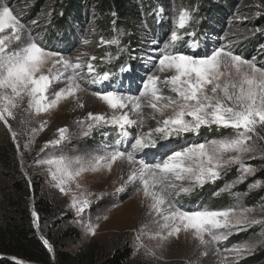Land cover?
Masks as SVG:
<instances>
[{
    "label": "snow or ice",
    "instance_id": "snow-or-ice-1",
    "mask_svg": "<svg viewBox=\"0 0 264 264\" xmlns=\"http://www.w3.org/2000/svg\"><path fill=\"white\" fill-rule=\"evenodd\" d=\"M164 11L163 7L156 10L158 19L163 17ZM196 11L184 4L171 6V27L163 38L162 47L159 46L160 39L153 38L150 42L157 47L150 49L155 55H147L146 65L150 67L141 78L142 88L137 89L138 94H128L116 85L115 73L97 69L93 63L98 59L95 55L79 52L72 57L50 50L32 35L10 6L0 3V122L9 128L13 140H17L19 135L26 134L13 130L9 123L17 120L18 109L19 124H31L33 116L48 114L69 99L83 108L79 95L86 90L83 85L104 84L103 89L92 95L109 111L89 112L76 123L85 137L96 129L111 126L119 137L112 150L88 157L61 152L38 159L36 164L47 166L54 186L61 193L71 195L70 207L75 209L77 216H82L94 199L99 198L79 180L87 173L111 172L118 161L126 164V177L120 176L115 192L122 193L129 186L135 188L147 202L146 216L150 220V225L145 223L134 229L133 255L143 250L145 255L162 259L158 250L184 234L190 235L202 249V256H207L212 248L220 257V264H239L258 247L264 246V198L256 206L236 203L220 209L207 206L188 209L180 204V198L191 195L205 184L215 183L235 166L237 177L220 191L240 200L241 194L233 192L236 184L243 183L258 171L247 161L257 157L264 160V65L257 66L255 58L246 59L225 46L213 47L203 54L185 50V43L192 50L200 47L196 33L188 31L197 22ZM251 31L254 34L264 29ZM121 35L123 33L110 39L100 36L99 44L116 46L123 51ZM185 36L194 39L188 42ZM82 43L89 45L92 41L84 38ZM117 58L106 54L100 59L110 63ZM120 72L128 73L134 82V67L125 63ZM165 88L170 95L164 93ZM145 109L149 111L145 112ZM147 121L155 124L145 131ZM46 124L47 121H40L39 127L28 129L31 136L24 144L25 149L30 148L36 133L43 131ZM213 126L231 129V134L200 143L180 145L176 142L188 133H198L202 128ZM57 131V138L48 141L41 151L49 146L56 149L70 139L67 127ZM254 189H264V180H254L249 191ZM31 215L39 228L38 213L33 210ZM103 218L107 219V216ZM254 226L261 228L262 238L255 242H237L222 250L219 247L232 235ZM84 227L87 234L94 236L99 225L89 222ZM41 239L52 252L50 242ZM146 241L154 243L150 246ZM11 259L15 264H24L21 258Z\"/></svg>",
    "mask_w": 264,
    "mask_h": 264
},
{
    "label": "rangeland",
    "instance_id": "rangeland-1",
    "mask_svg": "<svg viewBox=\"0 0 264 264\" xmlns=\"http://www.w3.org/2000/svg\"><path fill=\"white\" fill-rule=\"evenodd\" d=\"M0 3H6L10 6L14 14L21 18L22 22L28 26L32 35L41 40L50 50L60 51L64 55L72 57H75L79 52H88L91 55H95L98 59L93 63L97 65V69L99 71L115 73L113 79L116 85L128 94H138L137 89L142 88L141 78L145 76L148 67H150V65H146L147 55H155V53L150 52V49L157 47V45H151L150 42L153 38L160 39L161 43L159 46L162 47L163 38H166V33L171 27V21L169 19L171 6L173 4H184L191 7L184 0H164L162 3L157 4V8L153 12V20L160 25L150 26V23L146 20L147 18L142 15L140 19L134 18L131 21L130 32L129 30H125V28H118L109 37L102 35L100 29H98L99 21L96 19L97 17L89 13L90 15L84 25L83 32L79 33V38L77 36L72 37L77 40L72 47H69L65 46L61 42V39L56 38L59 35V31L53 27V13L51 6H49V0H44L43 3H41V0H0ZM38 4L41 5L37 6ZM217 5L220 7L214 9L213 6L210 9V12L213 13L211 14L210 20L208 17L206 19V23L210 21L206 32L201 29L205 24L202 21L205 20L201 21L195 13L197 22L193 23L188 31H194L196 33L195 39L199 41L200 47L192 50L185 43L183 45L184 49L189 52L197 51L203 54L205 51H211L213 47H230L234 54L241 55L246 59L255 58L257 66L264 65V31H258L254 34L251 31L256 28L264 29V0H239L237 6L230 10L223 3ZM159 7H163L165 11L163 17L158 19L155 13ZM31 8H37V11L32 15L30 13ZM224 10L226 12H223ZM258 12L260 15H257ZM212 18L214 20L211 22ZM32 21H36V23L33 24ZM52 28L57 30L54 32V35L48 33ZM119 33H123L120 36V48L124 49L123 51H120L116 46L99 44L100 36L105 37V39H110ZM70 35H72L71 30ZM84 38L90 39L92 43L84 45L82 43ZM51 39L54 42L50 43L49 40ZM184 39L185 41L191 42L194 38L185 36ZM106 54L118 58L113 59L110 63H104L100 58L106 56ZM125 63L136 69V72L133 74L134 82L132 79H129L128 73L120 72L121 66ZM83 86L86 90L79 94L80 100L84 104L83 108L78 107L73 99H69L62 102L58 108L48 114H43L40 117L33 116L31 118L32 123L24 126L19 124L20 110L18 109L17 120H10L9 123L13 130L18 133L26 132V134L19 135L17 140H13L9 128L3 122H0V145L7 139L12 140L15 145V158L27 182L29 183V180H31V185L41 186L43 194L55 206L63 210L64 215H67L66 218L61 219L62 221H60L61 225L59 227L51 229L47 226L46 230L48 234L41 233L40 226L39 228L36 227L39 235L47 239L53 249L58 246L75 253L82 245L98 243L105 248V251H113L119 245H127L134 251V229L141 227L145 223L150 225V220L146 216L147 202L143 201L142 196L136 192L135 188L129 186L122 193L115 192V189L119 187L120 176L125 175L126 177V164L118 161L113 165L111 172L87 173L79 180L82 186L87 188L88 191L97 194L99 197L94 199L92 205L82 216H77L75 209L70 207L71 195L61 193L54 186V182L51 181L48 175L47 166H39L36 164V160L38 159L45 158L51 154H60L61 152L69 156L79 155L88 157L103 154L105 150H112L114 141L119 137L117 136L116 130L111 126L96 129L87 137L80 134V126L76 123L77 120L84 119L89 112L103 113L109 111L102 101L92 95V92L103 89L105 87L104 84L92 85L85 83ZM164 93L166 95L171 94L166 88L164 89ZM148 111V109H145V112ZM40 121H47L44 130L37 132L34 143L31 144L29 149H25L24 144L28 142L31 136L28 129L31 127H39ZM154 124V121H147L144 130L147 131L148 126H154ZM62 127L69 129L71 134L70 139L56 149L49 146L44 151H41L48 141L57 138V130ZM133 131L137 130L134 129ZM231 131V129H222L215 126L212 128H202L198 133H188L184 138H180L176 142L180 145L200 143L206 139L229 135ZM18 144L19 148L17 147ZM120 147L123 149L124 145L122 144ZM21 155H23V164L21 163ZM259 160L261 159L257 157L248 160L247 163L255 167L254 162ZM237 175V167L233 166L215 183L205 184L202 188L195 189L191 195L182 196L180 198V204L188 209L197 206L220 209L236 203H242L249 207L254 206L251 205V201L255 192L259 190L254 189L249 191V185L254 181V176L248 177L243 183L236 184L233 192L241 194L239 201L234 196L220 191L226 183L233 181ZM8 183V180L0 179V186L7 185ZM210 188H212V191H207ZM205 193L206 195L204 196ZM245 193L247 194L244 195ZM209 197H212L214 200H219L214 203H207L206 200ZM105 216H107V219L103 218ZM98 217L99 219H97ZM89 222L94 225H99L94 236L87 234L84 227ZM66 229H75L80 234V239H63V234ZM261 231L260 227L254 226L247 231L232 235L228 241L222 243L219 247L222 250L237 242H255L262 238L260 235ZM146 243H149L151 246L154 242L146 241ZM263 247H258L251 255H247L240 260L239 264L246 263L247 259ZM201 251L202 249L198 248L197 243L193 241L190 235L185 236L181 234L178 240L172 239L162 249L158 250V254H162L163 256L162 259L158 260L145 255L143 250L135 255L140 259L148 261L150 264H186L188 261H195L196 264H220V257L215 254L214 249L210 248L207 256H202L200 254Z\"/></svg>",
    "mask_w": 264,
    "mask_h": 264
},
{
    "label": "trees",
    "instance_id": "trees-1",
    "mask_svg": "<svg viewBox=\"0 0 264 264\" xmlns=\"http://www.w3.org/2000/svg\"><path fill=\"white\" fill-rule=\"evenodd\" d=\"M49 1L53 13V27L59 31L56 38L61 39L65 46L72 47L77 40L72 37L79 38V33L83 32L90 14L97 17L98 29L102 35L109 37L118 28H125L130 32L131 21L134 18L140 19L142 15L147 18L150 26H155L157 22L153 20L154 9L164 0ZM43 2L44 0H41V3ZM184 2L197 9L195 12L197 17L201 21L205 20L202 21L205 24L201 29L206 32L210 23V21L206 23V19L208 17L210 20L213 13L210 12L211 7L214 6L216 9L220 7L217 4L223 3L230 10L237 6L239 0H184ZM39 5L41 4L37 6ZM36 11L37 8H31V15ZM212 20L214 18L211 22ZM55 29L52 28L48 33L54 35L57 31ZM49 41L54 42L52 39ZM254 165L258 171L253 180H264V160L254 162ZM0 179L9 181L7 185L0 186V264H15L12 257L21 258L24 264H150L133 255V250L127 245H119L113 251H105L102 245L91 243L82 245L75 253L56 246L57 248L49 252L33 223L31 213L33 210L38 213L41 233L46 234L47 226L51 229L59 227L61 219L67 215L43 194L41 186L29 185L18 166L15 145L10 139L0 145ZM209 190L212 191V188L207 191ZM262 198L264 189H259L255 192L251 205L259 204ZM218 200L209 197L206 201L214 203ZM63 235V239H80V234L75 229H66ZM244 264H264V247Z\"/></svg>",
    "mask_w": 264,
    "mask_h": 264
}]
</instances>
